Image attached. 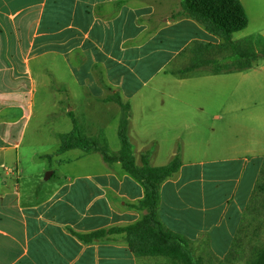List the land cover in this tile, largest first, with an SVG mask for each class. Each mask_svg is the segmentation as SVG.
<instances>
[{
    "label": "crops",
    "instance_id": "crops-1",
    "mask_svg": "<svg viewBox=\"0 0 264 264\" xmlns=\"http://www.w3.org/2000/svg\"><path fill=\"white\" fill-rule=\"evenodd\" d=\"M241 1L247 30L253 18L264 19L263 0ZM182 12V0H0V264H169L135 256L125 233L80 237L131 226L146 214L136 208L145 189L120 162L80 149L57 154L72 117L89 137L103 132L119 152L115 94L131 106L136 164L142 166L143 154L152 167L181 160L161 186L162 224L189 240L194 259L229 254L264 148L234 145L210 154L197 140L212 113L218 120L233 114L235 94L234 113L250 109L254 116L258 103L247 105L248 85L262 83L246 75L257 61L228 74L178 73L190 64L183 66L193 44L222 43ZM254 32L264 37V23ZM42 88L40 113L57 122L50 132L59 168L45 178L47 171L29 173L19 160Z\"/></svg>",
    "mask_w": 264,
    "mask_h": 264
},
{
    "label": "trees",
    "instance_id": "trees-1",
    "mask_svg": "<svg viewBox=\"0 0 264 264\" xmlns=\"http://www.w3.org/2000/svg\"><path fill=\"white\" fill-rule=\"evenodd\" d=\"M183 14L200 23L209 33L220 38L219 45L198 42L191 46L193 57L190 64L178 73L185 74L199 69H206L213 74H228L252 69L259 58H264V37L252 35L241 41H234L233 35L244 31L249 26V17L241 0H182ZM214 52L227 53L224 61L213 58ZM229 58V60H228ZM110 101L121 107V119L118 137L121 143L119 152H113L103 132L98 136H87L78 122L73 118V129L60 137V148L57 154L73 149L85 153H99L108 164L120 162L123 169L142 183L145 198L136 206L146 211L143 219L125 228L101 230L89 235L80 236L91 242L113 234H126V241L137 257H163L169 264H203L201 259L195 260L191 255L190 242L185 237L168 230L158 215L160 190L162 184L181 168V160L177 156L172 162L161 167L150 165L149 154L142 155V166L135 162L133 144L129 138V121L131 106L125 103L119 94ZM51 158V156H48ZM264 169L262 168L254 188L247 211L261 205L264 193ZM232 248L223 262L230 264L235 260ZM245 264H264V244L246 261Z\"/></svg>",
    "mask_w": 264,
    "mask_h": 264
},
{
    "label": "rangeland",
    "instance_id": "rangeland-1",
    "mask_svg": "<svg viewBox=\"0 0 264 264\" xmlns=\"http://www.w3.org/2000/svg\"><path fill=\"white\" fill-rule=\"evenodd\" d=\"M264 5V0H263ZM264 23V19L253 18L250 27L234 35V41H241L253 35L256 29H258ZM213 58L224 61L229 56L227 53L214 52ZM229 60V58H228ZM183 66L188 65L189 59L184 61ZM255 68L246 72V75L253 80H257L262 85L250 86L248 85L249 100L248 106L258 103L257 109H254V116H250V109L246 111L245 115L237 112V105H240V98L237 94L233 95L232 110L233 114L228 117L225 116L218 120L215 117L217 113H212L208 120H205L208 128L205 132H201L198 137V144L200 149H208L210 154L223 151L232 146H239V148L255 150L260 146L264 148V132L260 129H264V58H259L256 62ZM47 91L40 89L36 102H35V115L33 120L28 126L25 139L22 147L19 151V160L21 167L29 173H42L45 175L52 170L59 169L56 164L55 151L57 146H53L51 137V128L56 125L57 122L53 121V118L46 117L40 113L41 104L44 101L42 96ZM215 117V118H214ZM71 126V124H68ZM110 147V146H109ZM112 150V148L110 147ZM113 151V150H112ZM202 151V150H201ZM47 155V157H41ZM51 156V158H48ZM264 169V166H263ZM58 171V170H57ZM264 180V179H263ZM262 203L254 212L247 211L245 219L241 226V229L237 235V239L233 245L235 250V260L230 264H245L246 261L264 244V193ZM197 260V259H195ZM203 264H220L223 260L216 259L215 257H201Z\"/></svg>",
    "mask_w": 264,
    "mask_h": 264
}]
</instances>
